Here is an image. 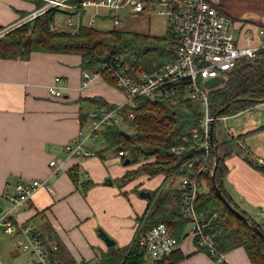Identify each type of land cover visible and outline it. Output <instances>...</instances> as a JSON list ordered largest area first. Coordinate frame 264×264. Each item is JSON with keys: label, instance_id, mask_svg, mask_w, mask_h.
Listing matches in <instances>:
<instances>
[{"label": "crops", "instance_id": "0c3cea01", "mask_svg": "<svg viewBox=\"0 0 264 264\" xmlns=\"http://www.w3.org/2000/svg\"><path fill=\"white\" fill-rule=\"evenodd\" d=\"M211 1L237 22V32L242 40L247 33L251 34L252 44L264 41V34L260 33V29H264V0ZM35 5L32 0H0V24L14 23ZM142 15L146 13L132 18ZM132 18L126 25L131 24ZM57 22L61 24L63 19L58 17ZM82 71L81 57L75 54L36 51L27 61L0 58V201L4 202L0 204L9 203L3 197L7 183H12L13 192L17 193L14 185L20 180L48 178L51 181L53 191L44 187L38 189L17 213L16 219L20 224H30L38 229L44 238L53 234L60 238L62 247L56 253L57 264H78L100 258L102 251L110 247L100 235V229L115 241L116 247L129 245L136 235L138 216L145 211L149 201L135 193L132 195L129 190L124 191L123 187L120 190L110 187L116 183L114 175H109L116 177L111 178L113 184L102 182L107 172L97 169L99 164L94 155L69 158L64 170L53 173L50 160L54 156L67 157L60 147L83 126L80 112L85 102L80 98L98 95L117 104L126 100L125 93L105 81L103 76H97L89 86L83 87ZM53 84L62 89L63 96L49 93V86ZM90 109L91 106L88 111ZM259 130L260 127L248 126L237 136L219 133L217 147L218 154L225 157L229 167L228 192L243 210L262 223L264 170L247 158L249 150L264 155V143L250 138L251 144L248 143L249 135ZM77 163L84 178L95 182L86 194L77 188L68 173V169ZM149 188L153 189V184ZM135 189L136 186L132 188ZM114 197L117 200L115 208ZM107 207L112 210L113 218L103 217ZM4 232L0 233V264H28L27 253L17 244V236ZM180 247L186 254L180 264H252L243 246L223 254L219 260L201 249L192 235L187 236Z\"/></svg>", "mask_w": 264, "mask_h": 264}, {"label": "trees", "instance_id": "16d2710c", "mask_svg": "<svg viewBox=\"0 0 264 264\" xmlns=\"http://www.w3.org/2000/svg\"><path fill=\"white\" fill-rule=\"evenodd\" d=\"M32 1L37 3V0ZM61 14L63 12L57 9L50 10L33 21L13 28L0 37V58L27 61L36 51L75 54L81 57L83 69L96 71L101 70L104 63L111 62L118 57L123 60L130 73H136L138 71H154L176 55L178 39L170 29L163 35L117 27L106 30L86 24H81L77 31L67 27L52 30L51 25L58 23L57 18ZM2 27L3 25L0 24V29ZM101 72L105 81L119 88L113 72L108 69ZM262 100H264V47L259 50L257 56L241 60L224 85L211 92L210 112L217 117L233 115L252 108ZM80 101L89 103L91 109L117 106V103L98 95L82 97ZM125 110L128 113L131 111L135 113L134 120L129 123L132 132L118 124L106 125L100 131L101 137L107 143L105 149H114L116 155L120 151H128L129 155L124 160L130 158L131 162L128 165L137 164L116 182L124 184L142 174H147L151 178L158 175L164 177L163 183L157 189L152 190L153 198L148 199L145 211L138 216L139 225L136 235L141 226L143 230H147L159 223H165L172 233L183 241L191 235L192 219L184 210L180 184L178 187H176L177 185L173 186L160 197H158L160 192L158 188L166 184L168 180L173 181L175 177L181 178L183 175L195 176L197 174L200 162L196 163L194 168H190L187 161L205 151L202 146L205 138L201 128L204 113L199 104L192 100H151L147 97L138 98L136 108L126 106ZM80 118L82 124L89 119L88 109L81 107ZM217 121L218 119L213 123V137L216 145L218 143L215 132ZM195 126L199 127L197 137L191 135L189 140H184V135L189 134ZM126 132L131 133L130 137L126 135ZM181 145H185L186 149L178 154L173 148ZM93 151L95 155L103 154L106 150ZM211 154L214 156L215 152L212 150ZM228 171L229 167L225 162V157H221L217 153L215 183L230 203L249 217V222L237 215L217 194L212 175L201 173V180L209 190L206 194L197 197L196 209L204 219L203 221L210 220L211 228H207V231L214 235L217 253H212L207 247L199 245L201 249H206L217 260L220 259L221 254L243 246L252 264H264V237L253 228L250 222H255L264 231L263 225L243 210L228 192L226 187ZM68 173L77 188L84 194L95 184L92 179L84 178L78 163L72 165L68 169ZM137 191L139 190L137 189ZM16 220L15 222L18 223ZM34 231L39 233L50 249L51 243L57 244V249H51V256L57 264L56 253L58 254L62 247L60 238L53 234L47 239L38 229H34ZM136 235L129 245L110 246L107 251H102L100 258L78 264H152V261L148 260L150 255L147 249L140 245ZM194 238L198 243V238L195 236ZM185 258L186 254L179 246L170 255L157 260L155 264H180Z\"/></svg>", "mask_w": 264, "mask_h": 264}, {"label": "built area", "instance_id": "2783aa9c", "mask_svg": "<svg viewBox=\"0 0 264 264\" xmlns=\"http://www.w3.org/2000/svg\"><path fill=\"white\" fill-rule=\"evenodd\" d=\"M43 3L36 6L24 16H20L14 23L0 29V37L10 30L50 10L57 9L67 14L66 27L77 31L81 24L95 25L96 17L113 20L115 27L136 15L151 10H158L167 17L168 27L178 39L175 57L154 71H138L130 73L122 59L118 57L111 62L104 63L102 69L82 71V86L87 87L94 78L102 76V70L108 69L115 74L119 88L125 93L126 100L113 108H93L89 110V119L83 124L78 134L63 144L60 149L67 154L66 158L53 157L50 167L57 174L67 167V159L73 157H89L94 151L88 147L87 141L101 137V129L106 125L130 123L135 118L133 111L127 112L126 106L137 107V99L147 97L151 100L172 99L175 101L192 100L199 104L204 113L201 123L202 134L205 138L202 146L204 152L195 155L187 161L190 168L200 162L195 176L183 175L180 178L182 203L187 215L192 219L190 234L198 238V244L207 247L212 253H217L214 235L207 231L211 228L210 220L204 219L196 209L197 197L208 192V186L201 180L200 174H213L217 165V157L212 156L214 147L210 142L211 127L216 119L226 117L213 116L210 112V94L224 85L239 62L257 56L264 47V41L252 44L251 34L245 33L241 39L235 22L224 12L219 10L211 0H41ZM89 7L94 12L89 14ZM99 7L108 9L107 13L99 11ZM92 9V8H91ZM63 28L60 23L51 25L52 30ZM264 34V29H260ZM222 77L224 83L209 87L207 81L211 78ZM49 93L53 96H63L62 89L53 84L49 86ZM199 127H193L184 140L190 136L197 137ZM212 145V147H211ZM176 153H182L185 145L173 148ZM128 151H120L117 157L124 159ZM213 157V159L211 158ZM247 158L264 169V155L254 151H247ZM53 191V185L48 178L23 179L18 181L13 192L12 183H7L3 197L9 202L0 212V226L5 231L17 233V244L27 253L28 264H56L51 256V249H57L56 243L48 244L42 240L30 224L15 222L17 213L28 204L36 191L40 188ZM264 217V208L262 209ZM216 217V216H214ZM17 221V220H16ZM264 228V221L262 222ZM137 241L145 247L150 255L152 264L171 253L181 245L179 240L165 223L154 225L143 230L139 227ZM223 254L220 255V259Z\"/></svg>", "mask_w": 264, "mask_h": 264}, {"label": "rangeland", "instance_id": "374dc122", "mask_svg": "<svg viewBox=\"0 0 264 264\" xmlns=\"http://www.w3.org/2000/svg\"><path fill=\"white\" fill-rule=\"evenodd\" d=\"M39 1V2H38ZM42 1L41 0H37L36 5H39ZM89 11L86 14L87 17H89V14L91 12H94L95 9H93L94 7H89ZM92 8V9H91ZM99 11L102 13H107L108 9L104 8V7H99ZM8 15V13H6ZM67 14H61V16H59L63 19V22L61 23L63 28H66V20H67ZM132 18V17H131ZM97 21L95 23V27L99 28V29H113L115 27V24L113 22L112 19L110 18H106L103 19L101 17H96ZM233 20V19H232ZM235 22V26H237V22L235 20H233ZM65 22V23H64ZM121 27L125 28V29H136L138 31H144L146 33H151L154 35H163L165 34L168 30V21H167V17L164 13H160L158 10H151L150 12H146V15H142L141 17H135L131 19V24H122L120 25ZM134 30V31H136ZM143 32V33H144ZM2 37V36H1ZM104 79V78H103ZM122 91V90H121ZM121 93V92H120ZM123 103V102H122ZM121 104V103H120ZM91 106L89 103L85 102L83 107L84 109H88V107ZM226 117L225 119H218L217 123H216V137H220L219 133L225 134V135H229L232 136L233 134H235L236 136L239 134L243 133V129L247 128L248 126H257L258 128L260 127L261 130H259L258 132H254L251 133L248 137V140L250 138L251 141H257V142H262L264 143V100L256 103L252 108H249L247 110H244L240 113L237 114H233V115H226L223 116ZM123 128L127 129L128 131L132 132V128L130 127L129 123H124L123 124ZM250 140L248 141V143H250ZM88 145L98 151L100 149H104L106 150V154H95L93 157H96L97 159V163L99 164V167H97V169H100V171L106 173L107 175H105L104 179L102 182H107L108 178H113L116 180L120 177H122L128 170L133 169L137 166V164L135 165H126L124 163V159L118 157V158H114L117 157V153L114 149L112 148H106L107 143L105 141V139L103 137L98 138V139H92L90 138L88 140ZM251 144V143H250ZM217 146V145H216ZM218 148V147H217ZM104 155H105V159H104ZM55 157V156H54ZM58 157V156H56ZM102 157V158H101ZM214 157V156H213ZM213 157H211L213 159ZM121 169H124V174L119 175L121 173ZM109 175H114L116 177H109ZM119 175V176H118ZM163 176L162 175H158L156 177H149L147 174H142L128 182H125L124 184L120 183V182H116L115 184L111 185L110 187L119 189L123 187V190H129L130 193H132V195H134V193L136 194L137 197L143 199L144 197H142L140 195V191L141 190H155L157 189V187L163 183ZM174 180H168L166 182V184L162 185L160 188L159 193H158V197H160L161 195H164L170 188H172L173 186H176L180 183V178H173ZM153 184V189H150L149 187H152ZM154 185L156 187H154ZM136 186V188L139 190L137 191V189H135L134 191L132 190V188H134ZM139 192V193H138ZM123 195H125V193L122 191L121 192ZM126 196V195H125ZM128 198V197H127ZM113 202H114V208L117 206V200L116 198H112ZM1 202V201H0ZM4 202H1V204ZM0 204V205H1ZM9 204H5L4 206H8ZM169 205V204H168ZM106 214L103 216L105 219L108 218H113L112 215V210L110 209V207L106 208ZM143 225V223H142ZM3 226H0V233H5ZM190 229V227H189ZM7 233H10L8 231H6ZM11 234H17L15 232L11 233ZM149 262L152 261L150 258H148Z\"/></svg>", "mask_w": 264, "mask_h": 264}, {"label": "water", "instance_id": "95a60500", "mask_svg": "<svg viewBox=\"0 0 264 264\" xmlns=\"http://www.w3.org/2000/svg\"><path fill=\"white\" fill-rule=\"evenodd\" d=\"M224 83V79L222 77H215V78H211L207 81V85L209 87H215L219 84H222ZM126 135L128 137H130L131 133L129 132H126ZM214 126L212 125L211 127V142H212V145L214 147V152H215V155L217 157V146L215 144V141H214ZM131 162V159L130 158H127L124 163L126 165H128L129 163ZM214 174H215V171L214 173L212 174V178H213V182H214V188L217 192V194L220 195V197L223 199V201L226 203V205L228 207H230L237 215H239L244 221L246 222H249V217L245 214H243L240 210H238L235 206H233L230 201L224 196L223 192L221 191V189L219 188V186L215 183V180H214ZM107 183H113L112 179L111 178H108L107 180ZM140 195L142 197H145L147 199H152L153 198V193L151 190H141L140 191ZM3 210V205H0V212ZM251 225L253 226V228L261 235L264 237V231L255 223V222H250ZM100 235L104 238V240L106 241V243L109 245V246H113L115 244V241L106 233V231H104L103 229H100Z\"/></svg>", "mask_w": 264, "mask_h": 264}, {"label": "bare ground", "instance_id": "6f19581e", "mask_svg": "<svg viewBox=\"0 0 264 264\" xmlns=\"http://www.w3.org/2000/svg\"><path fill=\"white\" fill-rule=\"evenodd\" d=\"M216 6V5H215ZM217 7V6H216Z\"/></svg>", "mask_w": 264, "mask_h": 264}]
</instances>
